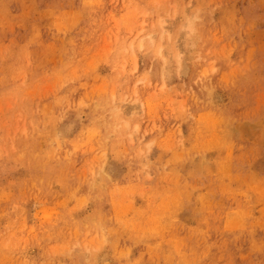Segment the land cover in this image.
Listing matches in <instances>:
<instances>
[{"label":"rangeland","instance_id":"1","mask_svg":"<svg viewBox=\"0 0 264 264\" xmlns=\"http://www.w3.org/2000/svg\"><path fill=\"white\" fill-rule=\"evenodd\" d=\"M0 264H264V0H0Z\"/></svg>","mask_w":264,"mask_h":264}]
</instances>
